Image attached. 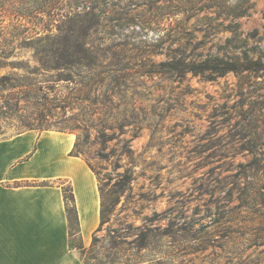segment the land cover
<instances>
[{
	"label": "rangeland",
	"instance_id": "374dc122",
	"mask_svg": "<svg viewBox=\"0 0 264 264\" xmlns=\"http://www.w3.org/2000/svg\"><path fill=\"white\" fill-rule=\"evenodd\" d=\"M87 1L101 23L82 34L122 76L119 113L128 126L107 131L116 139L106 147L94 144L101 130H93L80 148L102 172L106 203H117L95 242L72 239L82 264H264V74L168 70L182 54L197 62L264 61V0ZM50 2L41 23H51L52 35L67 32L79 0H40ZM14 52L10 61L23 64L0 69V77L15 74L44 92H32L19 108L0 104V139L28 123L50 130L70 124L52 110L53 87L67 75L59 86L71 93L84 70L61 73L34 61L30 50ZM124 139L133 150L125 156Z\"/></svg>",
	"mask_w": 264,
	"mask_h": 264
},
{
	"label": "trees",
	"instance_id": "16d2710c",
	"mask_svg": "<svg viewBox=\"0 0 264 264\" xmlns=\"http://www.w3.org/2000/svg\"><path fill=\"white\" fill-rule=\"evenodd\" d=\"M93 2L98 3L97 0H92L90 4ZM71 8V12L77 14L68 19L70 20L68 21L70 27L67 32L60 30L59 34L52 35L51 23L47 22L45 25L41 23L43 16H50L51 2L40 4V0H0V69L10 67L15 70L16 66L23 64L10 61L14 57V51L17 47L20 50H30L33 60L47 69L61 71V73H65L73 67L84 70L86 75L83 82L76 84L77 86L71 90V93L63 94L64 90H68V88L59 86L60 82L71 80L67 75H60L55 82V87H53L52 110L53 112H57L58 109L61 110L62 116L70 124L68 123L59 130H50L43 125L36 127L28 123L24 125L26 130L23 131L80 133L76 137L71 155L81 157L87 155L80 148L82 144L90 140L93 130H101L96 136L94 144L106 147L116 139L115 134L109 135L107 131L112 132L118 126L119 130H124L128 126L125 125L127 115L125 117L119 113V109L123 105L122 93L126 91V85L120 81L122 76L113 66L115 64L107 63L106 59L100 56L99 51L94 47H87L82 34L86 30L90 31L99 26L101 17L92 11L94 8L89 6L87 0H79L78 3H73ZM39 14L42 18L39 17ZM67 18L62 17L61 20L65 21ZM62 21H59V24ZM146 24L152 25V23ZM146 24L144 29L149 28ZM77 30L78 34L76 33ZM168 70L182 75L192 74L194 76L205 74L224 76L238 71L264 74V61L252 60L246 55L244 62H234L219 57H209L197 62L188 61L187 57L182 54L180 58L177 57L170 63ZM43 89L42 86L18 78L15 74L1 76L0 104L2 109H9L11 106L19 108L21 104L29 103L28 99L31 98L32 92H44ZM46 95L45 93L43 99L47 101ZM76 109L79 110V114H73ZM69 114L72 115L69 116ZM124 143L130 146L128 151L123 150L122 155L125 156L128 152L132 153L133 150L130 145L131 140L124 139ZM84 161L96 175L101 195V224L93 237V242H95L97 234L102 232L103 226L107 222L106 217L111 211V206H115L117 203L116 199L109 204L106 203L104 191L100 185L102 172L96 170L87 159ZM64 196L66 212L68 218L71 219L76 208L73 190L70 187L64 188Z\"/></svg>",
	"mask_w": 264,
	"mask_h": 264
},
{
	"label": "crops",
	"instance_id": "0c3cea01",
	"mask_svg": "<svg viewBox=\"0 0 264 264\" xmlns=\"http://www.w3.org/2000/svg\"><path fill=\"white\" fill-rule=\"evenodd\" d=\"M75 141L71 133L38 130L0 139V264H82L72 239L92 244L101 195L94 172L71 155Z\"/></svg>",
	"mask_w": 264,
	"mask_h": 264
}]
</instances>
